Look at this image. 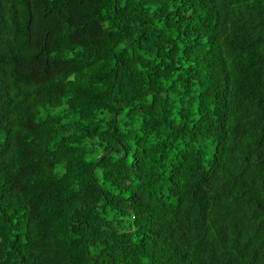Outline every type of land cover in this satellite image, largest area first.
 Wrapping results in <instances>:
<instances>
[{"label":"trees","instance_id":"obj_1","mask_svg":"<svg viewBox=\"0 0 264 264\" xmlns=\"http://www.w3.org/2000/svg\"><path fill=\"white\" fill-rule=\"evenodd\" d=\"M0 264H264V0H0Z\"/></svg>","mask_w":264,"mask_h":264}]
</instances>
